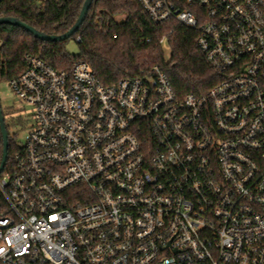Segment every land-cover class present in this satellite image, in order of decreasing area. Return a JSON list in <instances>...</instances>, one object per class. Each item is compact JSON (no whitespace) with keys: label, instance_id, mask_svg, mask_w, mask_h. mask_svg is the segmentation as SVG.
Masks as SVG:
<instances>
[{"label":"built area","instance_id":"built-area-1","mask_svg":"<svg viewBox=\"0 0 264 264\" xmlns=\"http://www.w3.org/2000/svg\"><path fill=\"white\" fill-rule=\"evenodd\" d=\"M137 2L196 31L221 79L179 95L157 65L106 86L25 55L0 264H264V0Z\"/></svg>","mask_w":264,"mask_h":264},{"label":"trees","instance_id":"trees-1","mask_svg":"<svg viewBox=\"0 0 264 264\" xmlns=\"http://www.w3.org/2000/svg\"><path fill=\"white\" fill-rule=\"evenodd\" d=\"M84 3L85 0H7L0 9V18L15 17L45 34L62 35L75 24ZM118 16L125 20L116 21ZM197 37L196 31L174 22L155 24L137 0H94L83 25L71 38L79 48L77 55L67 51V41L45 42L19 27L0 26V79L18 77L23 71L24 56L30 54L60 71L69 72L76 63L86 62L106 86L136 78L157 65L177 94L202 96L221 77L198 49ZM165 43L170 48L169 59L163 49ZM6 127L9 133L7 124ZM18 149L9 133L7 168ZM1 156L0 144V162Z\"/></svg>","mask_w":264,"mask_h":264},{"label":"rangeland","instance_id":"rangeland-1","mask_svg":"<svg viewBox=\"0 0 264 264\" xmlns=\"http://www.w3.org/2000/svg\"><path fill=\"white\" fill-rule=\"evenodd\" d=\"M125 17L118 16L116 21L121 22ZM66 49L72 55L79 53V48L73 39L66 42ZM167 59L170 58V48L163 45ZM0 103L5 113L6 124L9 126V133L17 145H21L28 130L33 126V108L22 100L11 88L8 79H0Z\"/></svg>","mask_w":264,"mask_h":264},{"label":"water","instance_id":"water-1","mask_svg":"<svg viewBox=\"0 0 264 264\" xmlns=\"http://www.w3.org/2000/svg\"><path fill=\"white\" fill-rule=\"evenodd\" d=\"M93 1L94 0H85V3L82 7L81 13L77 21L69 31H67L65 34L62 35L45 34L15 17L0 18V26L7 24V25H13L19 27L31 33L35 38L45 42H65L70 40L79 31L80 27L83 25L89 13ZM0 137H1V145H2V156L0 162V174H1L5 169L9 157V133L6 127L5 117L3 114L1 103H0Z\"/></svg>","mask_w":264,"mask_h":264}]
</instances>
